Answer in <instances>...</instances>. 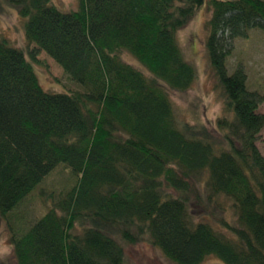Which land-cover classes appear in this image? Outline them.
Listing matches in <instances>:
<instances>
[{
	"label": "trees",
	"instance_id": "1",
	"mask_svg": "<svg viewBox=\"0 0 264 264\" xmlns=\"http://www.w3.org/2000/svg\"><path fill=\"white\" fill-rule=\"evenodd\" d=\"M7 1L27 43L83 88L45 90L0 33V217L16 263L129 264L126 247L147 243L175 264H264V98L227 67L235 38L264 32V0ZM204 4L212 128L181 123L171 98L197 78L177 32ZM59 165L74 184L44 191L30 222L23 204Z\"/></svg>",
	"mask_w": 264,
	"mask_h": 264
},
{
	"label": "rangeland",
	"instance_id": "2",
	"mask_svg": "<svg viewBox=\"0 0 264 264\" xmlns=\"http://www.w3.org/2000/svg\"><path fill=\"white\" fill-rule=\"evenodd\" d=\"M51 4L64 12L77 10L78 0H51ZM210 13L206 4L197 12L190 23L177 32V39L188 61L197 70V78L193 85L184 92L171 93L177 118L181 123H203L210 128L222 112V100L215 88L216 80L208 69V58L205 49L206 20ZM24 21L15 6L7 0H0V33L13 46L22 49L33 67L41 86L53 93H66L71 90H82V86L65 73L64 69L46 52L35 44H28ZM232 50L227 58L229 73L242 66L247 76V86L252 91H258L264 98V32L261 29H251L247 37H237L232 41ZM31 51L32 58L29 55ZM264 113V99L259 106ZM257 146L264 155V129L259 135ZM75 180L70 170L63 165L50 172L41 184L28 196L21 208L30 222L42 216L47 210L43 197L46 190L59 192L73 185ZM64 190V189H63ZM210 210L215 208L208 206ZM204 215L202 208L197 211ZM216 214L218 212L215 211ZM221 215V214H220ZM229 217V214H226ZM197 218V215H196ZM206 218V219H204ZM204 220H211L206 215ZM129 264H175L164 256L162 251L151 244L139 243L126 247ZM0 264H17L10 243L9 231L5 221L0 217ZM202 264H224L221 260L210 256Z\"/></svg>",
	"mask_w": 264,
	"mask_h": 264
}]
</instances>
